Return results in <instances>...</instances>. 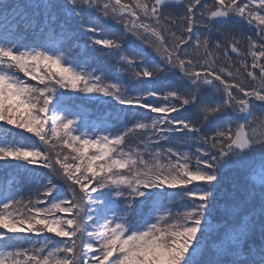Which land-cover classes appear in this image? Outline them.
<instances>
[{
  "label": "snow or ice",
  "instance_id": "1",
  "mask_svg": "<svg viewBox=\"0 0 264 264\" xmlns=\"http://www.w3.org/2000/svg\"><path fill=\"white\" fill-rule=\"evenodd\" d=\"M174 6L184 12L166 11ZM261 10L264 0H0V167L13 174L0 193V264H264ZM241 21L255 25L247 51L222 31ZM89 45L125 65L128 80L73 57ZM149 48L158 61L145 58ZM81 93L148 115L129 124L118 113L114 132L111 117L89 121ZM52 141L73 163L48 150ZM238 168L244 183L223 189L221 177Z\"/></svg>",
  "mask_w": 264,
  "mask_h": 264
},
{
  "label": "trees",
  "instance_id": "2",
  "mask_svg": "<svg viewBox=\"0 0 264 264\" xmlns=\"http://www.w3.org/2000/svg\"><path fill=\"white\" fill-rule=\"evenodd\" d=\"M124 2H129V0H124ZM204 2L207 3H211V0H204ZM241 2H247V0H241ZM200 5L197 6V8L194 10L195 13L197 15H199L200 12ZM166 11H170L172 12L174 15H179L182 14L184 12V9L182 7H172L170 9H167ZM262 14H264V11H262ZM222 31H231L233 32L234 35L237 36V38H241L243 37L244 39L242 40V43L240 44V47L242 50L247 51V46H248V40L247 37H252L253 39H257L256 36V31H255V25H248L247 23L241 21L238 24H236L235 26H225ZM109 35H111V33H109ZM212 41L216 40V37L213 36ZM222 39V38H221ZM77 43L83 44V40H78L76 41ZM227 46V45H225ZM69 48L72 47V44L70 43L68 45ZM99 47V46H97ZM127 50V49H126ZM229 55L233 58L234 61H237L239 58L236 56L235 53L231 52V49L229 48ZM81 52V49L76 48L73 51V57H75L76 59L80 60V61H84L86 59H90V68H95L97 70V74L100 73H105L106 74V78L108 80H114L115 78L119 77L124 81L128 80V75H127V69L126 66L123 64L118 65L116 63V59L114 57H106L103 56L102 54H100L99 52H94L92 51V46L89 45V48L87 51L84 52L83 55L78 56L77 53ZM145 58L148 61H152L153 59L155 60H159V57L156 55V53L152 50V49H147L146 53H145ZM247 63L249 64V67L251 66V58L249 57L247 60ZM255 71H257L258 73V69H256ZM110 74V75H107ZM21 78H23V73H20ZM29 79V78H28ZM31 83H36L35 81H30ZM138 87H151L150 85H140ZM160 87H164L163 85H160ZM175 87V82H174V78H173V83L170 84L168 86V88H166L165 90H170L171 88ZM136 94V93H133ZM79 97L75 103L77 105H81L84 110L88 113V119L90 122H96L98 121V119L100 117H104V118H108L111 117V119L109 120V123L115 124L116 127L112 128V131H117L119 129H122L123 124L120 123V121L117 120V114L120 113L121 114V119H124L123 114L124 113H128L129 114V118H128V123H132V118H131V114L133 113H142L143 115H148L147 110H143V109H137V108H132V109H128L125 108L123 106H118L116 105V102L114 100H112L109 97H104L101 94H91V95H85L83 93L79 94ZM162 102V101H159ZM158 102V103H159ZM115 106V107H114ZM175 115V114H173ZM185 116H188L190 119L195 120L196 117L190 112L188 113H184ZM4 122H0V125H3ZM11 127V126H8ZM15 131L17 132H24V130H20V129H16ZM81 131H83V129H81ZM24 135L26 137L31 136V140H29L28 142L30 144H36L39 145L40 148L43 150L44 146L39 144V140L38 138L32 136V134H29L27 132H24ZM144 133H139V134H135V135H130L126 141V146L127 145H136L140 139H142L144 137ZM55 145V146H53ZM161 147H168V144H161ZM49 151H51L53 153V155L56 152L61 153V159H63V154H67L68 155V163H73L71 157L72 155H74V153H72L68 148L56 144L55 141H52V143L49 146ZM181 150H186V149H181ZM55 158V156H54ZM5 171H7V174L9 177H12V171L10 169L6 170L3 167H0V193L4 192L8 187L12 186L11 185V181H9L8 183L5 182ZM244 176H245V172L242 168H238L235 170H230L224 173V175L221 177V185L223 189H227L229 191H231L234 187H240L243 183H244ZM18 186L21 188V192L19 193L20 196H22L24 199H28L30 196L29 193V182L26 178L21 177L18 180ZM61 183H63V181H61ZM66 187V185H65ZM172 191V190H170ZM70 195V194H69ZM67 198V197H65ZM165 207L169 208L171 211L176 212L178 210H182V205L178 202H169V201H165ZM146 211V210H145ZM153 216L155 215V213L152 214ZM219 218V217H218ZM140 218L137 217L136 220L134 222H139ZM152 222V221H149ZM89 230H93L91 225L87 226ZM12 235V234H10ZM47 235H52V234H47ZM14 239L20 240L22 242V246L23 247H32L33 244L35 243V237L31 236L29 234H25V233H19V234H15ZM58 239V238H57ZM84 241L85 243H91L92 241L85 235L84 236ZM258 242V240H257ZM35 246H39L38 244H36ZM97 254V253H96Z\"/></svg>",
  "mask_w": 264,
  "mask_h": 264
},
{
  "label": "rangeland",
  "instance_id": "3",
  "mask_svg": "<svg viewBox=\"0 0 264 264\" xmlns=\"http://www.w3.org/2000/svg\"><path fill=\"white\" fill-rule=\"evenodd\" d=\"M261 11H264V10H261ZM23 79H28V78H26V77L23 76ZM93 254H96V253H93Z\"/></svg>",
  "mask_w": 264,
  "mask_h": 264
}]
</instances>
